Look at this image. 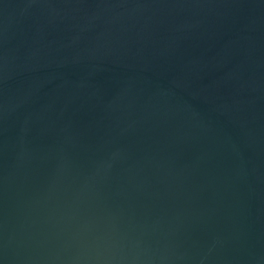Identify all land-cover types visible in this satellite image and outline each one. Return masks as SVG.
I'll return each mask as SVG.
<instances>
[{
  "label": "water",
  "instance_id": "water-1",
  "mask_svg": "<svg viewBox=\"0 0 264 264\" xmlns=\"http://www.w3.org/2000/svg\"><path fill=\"white\" fill-rule=\"evenodd\" d=\"M0 264H264V0H0Z\"/></svg>",
  "mask_w": 264,
  "mask_h": 264
}]
</instances>
